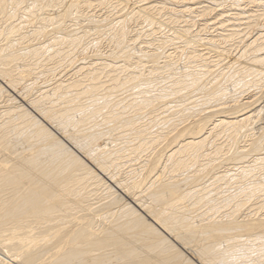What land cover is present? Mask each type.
I'll return each instance as SVG.
<instances>
[{
  "label": "bare ground",
  "instance_id": "6f19581e",
  "mask_svg": "<svg viewBox=\"0 0 264 264\" xmlns=\"http://www.w3.org/2000/svg\"><path fill=\"white\" fill-rule=\"evenodd\" d=\"M263 107L264 0H0V264H264Z\"/></svg>",
  "mask_w": 264,
  "mask_h": 264
},
{
  "label": "rangeland",
  "instance_id": "374dc122",
  "mask_svg": "<svg viewBox=\"0 0 264 264\" xmlns=\"http://www.w3.org/2000/svg\"><path fill=\"white\" fill-rule=\"evenodd\" d=\"M104 48V49H103ZM106 48H105V45H102L101 46V50H105ZM199 95H197V97H198ZM261 105H262V103H261ZM207 110V109H206ZM262 115V116H261ZM261 115H260V117L257 119V121L255 122V125H254V132H257L258 134H259V131H257L258 130V128L259 127H263L264 128V107H263V111H262V113H261ZM263 121V122H262ZM263 133H264V130L262 131ZM256 133V134H257ZM263 143H264V139H263ZM223 163V162H222ZM221 163V164H222ZM225 163V162H224ZM224 163L222 164V165H224ZM227 163V162H226ZM224 166H227V164H225ZM231 187V186H230ZM229 189H231V188H229ZM228 189V191L227 192H229V193H234V192H236V189H234L233 187H232V189H231V191ZM263 211V212H262ZM259 213H261V214H263L264 213V210L262 209L261 211H259ZM252 254H253V252H252ZM254 255V254H253Z\"/></svg>",
  "mask_w": 264,
  "mask_h": 264
},
{
  "label": "snow or ice",
  "instance_id": "6c2138e0",
  "mask_svg": "<svg viewBox=\"0 0 264 264\" xmlns=\"http://www.w3.org/2000/svg\"><path fill=\"white\" fill-rule=\"evenodd\" d=\"M21 264H27L25 261H21ZM124 264H142L140 261L136 260H127L124 262ZM155 264H189L188 261H185L183 259L180 260H157ZM194 264H199L198 261H195Z\"/></svg>",
  "mask_w": 264,
  "mask_h": 264
}]
</instances>
